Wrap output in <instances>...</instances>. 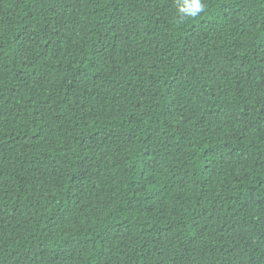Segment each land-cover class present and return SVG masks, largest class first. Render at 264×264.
<instances>
[{"label":"trees","instance_id":"1","mask_svg":"<svg viewBox=\"0 0 264 264\" xmlns=\"http://www.w3.org/2000/svg\"><path fill=\"white\" fill-rule=\"evenodd\" d=\"M0 0V264H264V0Z\"/></svg>","mask_w":264,"mask_h":264},{"label":"clouds","instance_id":"2","mask_svg":"<svg viewBox=\"0 0 264 264\" xmlns=\"http://www.w3.org/2000/svg\"><path fill=\"white\" fill-rule=\"evenodd\" d=\"M178 10L185 17H196L204 11L202 0H178Z\"/></svg>","mask_w":264,"mask_h":264}]
</instances>
